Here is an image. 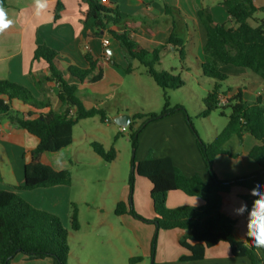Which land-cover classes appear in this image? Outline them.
I'll return each mask as SVG.
<instances>
[{
	"label": "crops",
	"instance_id": "obj_1",
	"mask_svg": "<svg viewBox=\"0 0 264 264\" xmlns=\"http://www.w3.org/2000/svg\"><path fill=\"white\" fill-rule=\"evenodd\" d=\"M220 1L107 0L104 5L129 16L118 28L121 29L123 26L129 36L143 48L152 51L164 45L158 65H162L163 56L167 51L178 54L174 48L166 44L170 34L174 32L181 37L185 57L180 60L178 56V59L182 67L186 64L185 73L189 75V65L196 66L199 69L198 74L202 72L200 65L203 61V53L196 9L207 7L215 23L224 24L226 27L234 26L232 17ZM252 1L256 7H264V0ZM36 2L37 0H6L4 8L13 23L8 28L0 30V79L20 84L29 89L36 99L42 100L43 94L36 87L35 79L39 75L47 74L48 66L42 58L34 60L33 54L38 44L45 45L56 52L54 57L56 67L62 72L64 79L76 87L84 106L102 108L106 113L104 104L114 98L130 76L137 79L140 77L136 70H139L142 64L133 60L132 71L125 73L126 61L120 45L108 30L112 26L109 25L104 30L96 31L92 27L83 25L82 19L88 9V0H46L47 7L40 10L39 14H37ZM58 3L62 7L59 17L54 19ZM165 5L172 8L171 13L165 14ZM254 18L255 20L264 19V17H256L255 14ZM250 22L254 23L252 20ZM103 39L108 40L106 46L102 45ZM86 52H89L102 69V78L98 81L91 82L87 79L79 81L68 73L67 67L70 65L83 69L88 67L84 56ZM175 58H177L176 55ZM219 69L227 77L222 81L227 84L226 89L220 83L223 96L230 98L240 91L244 101L252 103L259 100L264 110V80L248 69L232 64L222 65ZM143 72L146 73L145 70ZM46 86L49 88L50 97L48 106L35 108L13 99L10 102L11 108L24 115L63 110L64 106L57 96L58 85L49 82ZM123 94L126 95V92ZM136 112L141 111L130 107L121 108L120 105L113 115L115 117L118 114L127 113L131 116ZM198 114L199 112L197 116ZM210 115L211 113L205 118H209ZM227 121L228 116L223 126H213L206 141L201 138L197 128L194 125L193 127L199 137L208 143L216 137ZM143 132L144 136L142 138L139 136L141 141L139 138L137 145V150L140 152L138 161L146 158L147 153L151 151L153 158L169 157L184 175L198 174L205 182L211 181L198 151L196 138L182 112H174L147 123ZM37 143L36 136L12 124L0 111V190L14 191L33 207L55 214L61 220L62 217L69 220L70 204L75 201L72 178L70 185L58 184L30 190L16 188L24 183V166L30 161V151L36 147ZM258 143V140L247 132L242 133L241 136H231L224 144V148L231 154H219L213 159L212 168L216 177L220 180H230L257 171L260 166L249 157L248 153ZM70 145L71 143L61 150L69 148ZM61 150L44 153L42 161L56 170L67 169L68 154L62 155ZM150 190V181L143 176L135 175L131 193L129 185L123 188L117 203H125L126 210H128V200H131V206L139 216L152 219L155 213ZM244 195L252 197L247 188L234 185L229 192L222 194L221 206V211L235 220L233 233L235 238L241 241L246 239L248 214L237 215L235 209L241 203L246 202L243 199ZM202 203V199L189 196L181 190L170 191L166 197V206L169 208L179 205L199 206ZM115 215L132 234V240L141 247L143 254L138 261L143 262L145 257L149 256L151 264H251L248 257L233 255L226 242H218L206 248L203 258L199 260L181 261L180 258L186 254V251L179 245V239L184 233L182 230L156 229L153 223L141 219L138 221L128 212ZM111 227L113 229L114 226L111 224ZM70 235L73 236V232H70ZM153 237H155V247L152 251L150 243ZM255 254L261 256V251L256 249ZM77 257L70 248L68 260L78 259ZM9 264L57 263L50 257L28 259L23 254L16 253ZM262 264H264V259Z\"/></svg>",
	"mask_w": 264,
	"mask_h": 264
},
{
	"label": "trees",
	"instance_id": "obj_2",
	"mask_svg": "<svg viewBox=\"0 0 264 264\" xmlns=\"http://www.w3.org/2000/svg\"><path fill=\"white\" fill-rule=\"evenodd\" d=\"M3 7L6 0H0ZM220 4L232 17L234 26L226 27L224 24L215 23L207 7L196 9L197 25L200 33L203 61L201 62L202 74L214 80L211 90L203 99V108L198 116L207 117L212 111L229 108L228 121L211 142H204L193 127L187 111L181 105L171 106L167 96H164L163 108L160 113L136 112L131 115L129 124V139L134 149L138 145L139 133L147 123L168 116L174 112H182L187 118L188 125L196 138V144L205 169L210 177V182H205L198 174L184 175L169 157H146L142 160L131 161V170L128 184L131 189L135 175L148 179L151 183L150 197L153 202L155 215L152 219L139 216L128 200L129 209L123 202H118L114 213L119 215L125 212L143 221L151 222L156 229H179L184 233L179 239V245L186 251L180 260L190 261L203 258L205 250L218 242H226L233 255L246 256L251 264H262L264 247H257L253 239L246 235L245 241L237 240L234 236L235 220L221 211L222 194L229 192L234 185H240L249 191L256 183H264V110L260 101L247 102L242 99L238 91L227 99L223 106L218 104L222 96L220 83L227 77L220 71V66L232 64L244 67L264 80V19L255 20L254 14L264 11V7H256L252 0H221ZM61 4H57L54 19L59 17ZM172 8L165 5V14L171 13ZM128 15L119 12L98 2L88 0V9L82 19L83 25L92 27L96 31L107 27L112 37L118 41L123 57L126 61L124 72L132 71V61L137 60L145 67L148 74L162 90H178L185 85L180 74L167 70H157L155 65L160 60V53L164 47L148 51L134 41L126 30L118 28ZM252 20L254 23H251ZM166 44L174 48L180 60L185 57L182 46L183 40L176 33H171ZM56 52L45 45H37L33 59H44L48 66L47 74L39 75L35 85L42 92V100L34 97L29 89L9 81L0 79V111L17 127L23 128L38 138V143L30 151V161L24 166V183L16 188L34 189L58 184L70 185L71 174L69 170H56L42 161L46 152H57L68 146L72 141L73 127L82 119L99 116L102 122L108 120L104 109L86 108L78 96L74 85L68 83L62 72L56 67L54 57ZM88 62L86 69L68 66L70 75L79 81H98L102 78V69L89 52L85 53ZM58 85V99L64 106L63 110L47 113L24 115L11 108L10 102L17 99L35 108L46 107L50 104L49 88L47 83ZM142 119L141 125L132 129V123ZM247 132L252 135L258 144L249 151V157L260 168L243 177L230 180H220L216 177L212 162L215 156L223 153L231 154L224 148V144L233 135L241 136ZM90 146L94 153L106 162H111L116 157L113 146L105 149L98 141H92ZM181 190L189 196L202 199L199 206L179 205L169 208L166 206V197L170 191ZM130 198V196H129ZM251 208L257 197L243 196ZM71 231L79 229L78 209L75 203L70 204ZM152 251L155 247V237L152 240ZM261 251V256L255 250ZM21 253L28 259L53 258L57 264H67L70 246L69 234L63 228L61 219L50 212L38 209L29 204L16 192L0 190V264H9L11 258ZM135 257L131 260H140Z\"/></svg>",
	"mask_w": 264,
	"mask_h": 264
},
{
	"label": "rangeland",
	"instance_id": "obj_3",
	"mask_svg": "<svg viewBox=\"0 0 264 264\" xmlns=\"http://www.w3.org/2000/svg\"><path fill=\"white\" fill-rule=\"evenodd\" d=\"M255 16L264 17V11L256 12ZM182 66L178 54L172 51L165 53L162 65L157 64L155 68L179 73L185 86L178 90H162L143 72L145 67L140 65L139 70H136L140 77L137 79L130 76L114 98L104 104L108 120L102 122L99 116H94L80 120L73 127L71 145L61 150L62 155L68 154L66 167L73 181L74 203L78 209L79 221V229L73 231L71 236L70 217L69 220L64 217L61 220L63 228L69 234L71 251L78 256V259H69L67 264H151L149 256H146L143 262L131 260L135 256L142 258L141 247L132 240V234L113 211L123 188L129 185L132 158L138 160L140 154L137 148L134 149L131 145L128 136L130 126H125L126 131L121 132L120 125L113 121V114L120 105L121 108L130 107L145 113H160L164 96H167L171 106L181 105L186 108L192 125L197 128L204 141L208 140L213 126H223L226 122L229 108L222 110L224 114H221L220 109L214 110L209 118L197 116L214 80L204 76L202 72L198 74L199 69L192 65H189L190 74L187 75ZM221 83L226 89L227 84ZM141 122L142 119L134 120L132 129L140 126ZM145 126L139 133L141 138L144 136L142 131ZM92 141L101 142L106 150L113 146L117 151L114 161L106 162L97 156L90 146ZM146 157H152L151 151Z\"/></svg>",
	"mask_w": 264,
	"mask_h": 264
},
{
	"label": "clouds",
	"instance_id": "obj_4",
	"mask_svg": "<svg viewBox=\"0 0 264 264\" xmlns=\"http://www.w3.org/2000/svg\"><path fill=\"white\" fill-rule=\"evenodd\" d=\"M47 7L46 0H37V14L40 10ZM13 21L8 18V14L0 3V30L8 28ZM252 197H257L251 208L244 202L235 209L237 215L248 214V235L253 239V243L257 247H264V183L257 182L255 187L250 190Z\"/></svg>",
	"mask_w": 264,
	"mask_h": 264
},
{
	"label": "water",
	"instance_id": "obj_5",
	"mask_svg": "<svg viewBox=\"0 0 264 264\" xmlns=\"http://www.w3.org/2000/svg\"><path fill=\"white\" fill-rule=\"evenodd\" d=\"M113 121L120 126H128L131 122V116L127 113L118 114L113 118ZM6 264V263H5Z\"/></svg>",
	"mask_w": 264,
	"mask_h": 264
},
{
	"label": "built area",
	"instance_id": "obj_6",
	"mask_svg": "<svg viewBox=\"0 0 264 264\" xmlns=\"http://www.w3.org/2000/svg\"><path fill=\"white\" fill-rule=\"evenodd\" d=\"M98 2L99 3H101V4H105L106 2H107V0H98ZM108 44V40L107 39H103L102 40V45L103 46H106ZM227 97H225V96H220L219 97V102H218V104L220 105V106H223V105H225L226 103H227ZM120 131L121 132H124V131H126V128H125V126H120Z\"/></svg>",
	"mask_w": 264,
	"mask_h": 264
}]
</instances>
